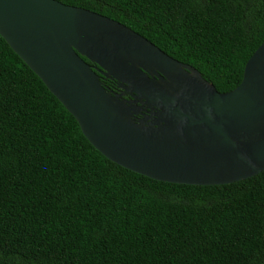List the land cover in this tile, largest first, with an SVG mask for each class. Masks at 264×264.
<instances>
[{
    "label": "trees",
    "instance_id": "trees-1",
    "mask_svg": "<svg viewBox=\"0 0 264 264\" xmlns=\"http://www.w3.org/2000/svg\"><path fill=\"white\" fill-rule=\"evenodd\" d=\"M60 1L122 22L221 92L264 40V0ZM0 264H264V169L200 185L121 166L0 35Z\"/></svg>",
    "mask_w": 264,
    "mask_h": 264
},
{
    "label": "water",
    "instance_id": "water-1",
    "mask_svg": "<svg viewBox=\"0 0 264 264\" xmlns=\"http://www.w3.org/2000/svg\"><path fill=\"white\" fill-rule=\"evenodd\" d=\"M0 35L89 142L121 166L200 185L264 169V40L240 82L221 92L122 22L60 0H0ZM83 57L115 78L120 91L107 90Z\"/></svg>",
    "mask_w": 264,
    "mask_h": 264
},
{
    "label": "flooded vegetation",
    "instance_id": "flooded-vegetation-1",
    "mask_svg": "<svg viewBox=\"0 0 264 264\" xmlns=\"http://www.w3.org/2000/svg\"><path fill=\"white\" fill-rule=\"evenodd\" d=\"M119 89H121L120 87H119ZM123 97L124 98H130V96H129V94L128 93H125L124 95H123ZM143 108H144V106H143ZM144 110V109H143ZM143 110L141 111V112H143ZM141 112H139V113H136V115L135 116H139L140 118H141Z\"/></svg>",
    "mask_w": 264,
    "mask_h": 264
}]
</instances>
